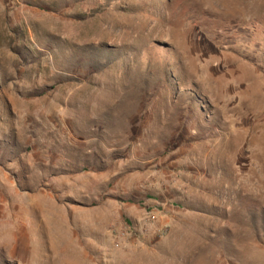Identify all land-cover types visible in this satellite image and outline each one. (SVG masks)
Returning a JSON list of instances; mask_svg holds the SVG:
<instances>
[{
	"label": "rangeland",
	"instance_id": "obj_1",
	"mask_svg": "<svg viewBox=\"0 0 264 264\" xmlns=\"http://www.w3.org/2000/svg\"><path fill=\"white\" fill-rule=\"evenodd\" d=\"M0 264H264V0H0Z\"/></svg>",
	"mask_w": 264,
	"mask_h": 264
}]
</instances>
